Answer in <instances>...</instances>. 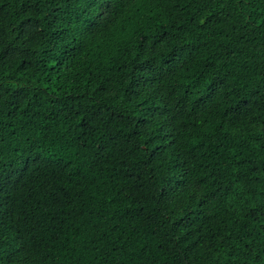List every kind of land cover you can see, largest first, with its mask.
I'll return each mask as SVG.
<instances>
[{"label": "trees", "instance_id": "1", "mask_svg": "<svg viewBox=\"0 0 264 264\" xmlns=\"http://www.w3.org/2000/svg\"><path fill=\"white\" fill-rule=\"evenodd\" d=\"M0 264H264V0H0Z\"/></svg>", "mask_w": 264, "mask_h": 264}]
</instances>
